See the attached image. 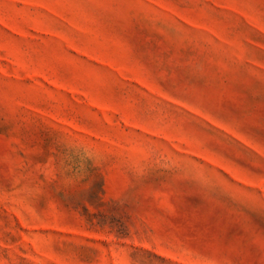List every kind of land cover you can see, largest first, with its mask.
Here are the masks:
<instances>
[{
    "label": "rangeland",
    "instance_id": "obj_1",
    "mask_svg": "<svg viewBox=\"0 0 264 264\" xmlns=\"http://www.w3.org/2000/svg\"><path fill=\"white\" fill-rule=\"evenodd\" d=\"M0 264H264V0H0Z\"/></svg>",
    "mask_w": 264,
    "mask_h": 264
}]
</instances>
